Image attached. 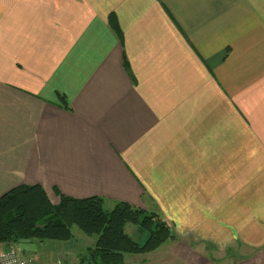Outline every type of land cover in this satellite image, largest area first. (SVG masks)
Instances as JSON below:
<instances>
[{
    "label": "crops",
    "instance_id": "crops-1",
    "mask_svg": "<svg viewBox=\"0 0 264 264\" xmlns=\"http://www.w3.org/2000/svg\"><path fill=\"white\" fill-rule=\"evenodd\" d=\"M18 185L157 213L175 238L124 264H264V0H0Z\"/></svg>",
    "mask_w": 264,
    "mask_h": 264
},
{
    "label": "trees",
    "instance_id": "trees-1",
    "mask_svg": "<svg viewBox=\"0 0 264 264\" xmlns=\"http://www.w3.org/2000/svg\"><path fill=\"white\" fill-rule=\"evenodd\" d=\"M109 19L119 35L117 22L112 16ZM127 223L147 232L142 245L125 232ZM73 226L95 237L80 264H124V254L150 252L175 238L171 227L157 213L126 202H116L106 209L99 196L78 199L60 195L54 205L38 185H18L0 197V242L38 245L44 240L68 241L73 237Z\"/></svg>",
    "mask_w": 264,
    "mask_h": 264
},
{
    "label": "rangeland",
    "instance_id": "rangeland-1",
    "mask_svg": "<svg viewBox=\"0 0 264 264\" xmlns=\"http://www.w3.org/2000/svg\"><path fill=\"white\" fill-rule=\"evenodd\" d=\"M125 226L127 232L130 225L127 224ZM72 234V239L68 241L44 240L42 242H38V248L36 251L21 252V254L32 255L34 264H54L58 260H61L65 264H80V258L83 255H86L87 248L93 245L95 237L86 236L75 226L72 227ZM247 251L248 250H241L240 253L243 254ZM225 254L229 259H231V257H238L237 252L236 254H233L230 251H225ZM177 263L179 264V261H177Z\"/></svg>",
    "mask_w": 264,
    "mask_h": 264
},
{
    "label": "built area",
    "instance_id": "built-area-1",
    "mask_svg": "<svg viewBox=\"0 0 264 264\" xmlns=\"http://www.w3.org/2000/svg\"><path fill=\"white\" fill-rule=\"evenodd\" d=\"M30 256L20 254L16 245L0 248V264H32ZM55 264H62L59 260Z\"/></svg>",
    "mask_w": 264,
    "mask_h": 264
},
{
    "label": "water",
    "instance_id": "water-1",
    "mask_svg": "<svg viewBox=\"0 0 264 264\" xmlns=\"http://www.w3.org/2000/svg\"><path fill=\"white\" fill-rule=\"evenodd\" d=\"M17 248L21 252H27V251L33 252L37 250L38 246L36 243L33 242H20L17 244ZM94 264L96 263L94 262Z\"/></svg>",
    "mask_w": 264,
    "mask_h": 264
}]
</instances>
